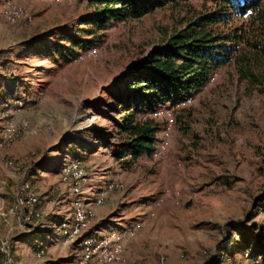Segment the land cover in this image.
Here are the masks:
<instances>
[{
    "label": "rangeland",
    "instance_id": "rangeland-1",
    "mask_svg": "<svg viewBox=\"0 0 264 264\" xmlns=\"http://www.w3.org/2000/svg\"><path fill=\"white\" fill-rule=\"evenodd\" d=\"M200 4H169L100 31L83 23L97 11L87 0H0V131L8 122L28 124L0 150V264H82L85 241L105 236L120 247V264H264L261 251L252 257L246 248L264 238V58L253 81L242 77L235 55L178 104L134 102L139 119L154 117L160 126L156 151L133 161L115 156L127 139L118 123L128 82L145 76L147 55L201 12ZM10 5L21 10L16 20L5 16ZM69 34L96 41L73 47ZM71 162L79 164V180L64 177L62 165ZM107 170L115 178L101 184ZM25 183L41 202L40 220L26 223L17 202ZM58 193L55 232L63 238L45 255L40 246L52 236L45 225L56 218L43 207ZM76 197L90 214L79 231L71 228ZM109 203V214L96 219L95 208ZM148 207L146 222L127 233L117 227ZM131 241L139 249L129 253Z\"/></svg>",
    "mask_w": 264,
    "mask_h": 264
},
{
    "label": "trees",
    "instance_id": "trees-1",
    "mask_svg": "<svg viewBox=\"0 0 264 264\" xmlns=\"http://www.w3.org/2000/svg\"><path fill=\"white\" fill-rule=\"evenodd\" d=\"M87 1L96 6L97 11L95 15L87 16L83 23L107 31L117 22L140 18L157 8L189 0ZM263 3L264 0H201V12L184 27L176 28L162 48L147 55L142 65H149L150 69L137 81H129L128 90L119 99L123 110L119 112L122 116L118 132L125 134L127 139L120 144L115 155L118 159L130 155L129 161H133L151 156L155 149L160 126L154 117L139 119L137 111L132 110L134 102L137 108L146 104L158 108L165 103L178 104L189 94L202 90L211 74L235 55L242 77L255 79L253 67L264 58ZM238 17H248V21L226 31L220 30V25L227 26ZM67 39L73 47L83 46L85 49L96 41L95 38L72 34L67 35ZM35 166L40 167V163ZM32 175L33 170L28 173V179ZM93 233L97 232L90 230L87 234ZM256 245L250 243L246 246L252 257L259 251L264 254V238L257 240ZM253 260L260 262V259Z\"/></svg>",
    "mask_w": 264,
    "mask_h": 264
},
{
    "label": "bare ground",
    "instance_id": "bare-ground-1",
    "mask_svg": "<svg viewBox=\"0 0 264 264\" xmlns=\"http://www.w3.org/2000/svg\"><path fill=\"white\" fill-rule=\"evenodd\" d=\"M21 10L15 5H10L5 11V16L8 20H16L20 17ZM28 128L27 122L14 123L8 122L4 125L0 131V150L12 145L20 136L21 133L25 132ZM63 166L64 177L69 174L76 180L80 179L81 172L79 171V164L76 162L66 163ZM112 190V186H109L101 195L108 193ZM21 195V201L17 202L21 210V216L30 217L28 222H33L41 216L39 206L41 204L39 196L32 190L29 183L23 184L18 192H23ZM75 188L74 192H77ZM101 197V196H100ZM73 207V224L71 228L74 227L76 231L86 228L90 222V214L87 208H85L84 203L81 199L75 198L72 202ZM25 223L27 221H24ZM69 225V219L62 220L60 226L66 228ZM109 240L105 237L100 239L94 238L85 241L83 244V255L80 261L82 264H120L122 255L120 247L108 246Z\"/></svg>",
    "mask_w": 264,
    "mask_h": 264
},
{
    "label": "crops",
    "instance_id": "crops-1",
    "mask_svg": "<svg viewBox=\"0 0 264 264\" xmlns=\"http://www.w3.org/2000/svg\"><path fill=\"white\" fill-rule=\"evenodd\" d=\"M98 177H102V180L99 179L100 182H102L101 184H103L106 180H109L110 178H115V177H113V175H112V173H111L110 170H107V171L103 172ZM49 195H51V194H49ZM56 196H54V197H56L55 200L52 199L54 201H51L50 204L48 203L46 206L43 207L44 213H46V210L48 208L49 211H47L46 214L47 215H50L51 214V215H53V218H56L54 220L49 221L45 225V228L49 229L51 231V233H52L51 234L52 236L51 237L48 236L49 239L48 240H45V241H42V245L40 246V247H42L43 246V243H44L45 247H42V248H45V251H46L45 252V255L48 254L52 249H54V247H56V245L59 244V242L63 238V236L61 234L55 232V222H56L57 217L59 215L58 209L61 207V205L59 203L60 202L59 199L61 198L60 197L61 194L58 193V194H56ZM110 208H111L110 203L96 207L95 208V214H96L95 218L96 219H100V218L103 219L105 216H107L109 214ZM147 218H150V207H148L146 209V211L143 212L142 216L140 215V217H138V218H127V219L126 218H121V220H119V222H117V227L120 228V229H122V230H125V231H121V232L127 233L131 228H133L134 226H136L135 225L136 223L133 226H131L134 222H136L138 220H144V222H146ZM128 227H130V228H128ZM1 228H4L3 231L1 229V231L3 232V234H1V235L3 237L4 233L8 231V227H7V225L6 226L3 225ZM38 232H40V231H38ZM45 242H46V244H45ZM2 245H3V247H6L7 246L6 242H2ZM136 249L138 250L139 249V246H135L134 242L131 241V243L129 244V247H128V250H129L128 252L131 253L132 250L134 251ZM0 250H1V248H0ZM78 253H79V249L75 248V252L73 254V258H74V261H76V262H77V260H75L76 257H77V259L79 258V254ZM40 258L41 259H44L43 257H40ZM51 260H54V259L53 258H47L46 259V262L47 263H50ZM124 264H127V263H124Z\"/></svg>",
    "mask_w": 264,
    "mask_h": 264
},
{
    "label": "built area",
    "instance_id": "built-area-1",
    "mask_svg": "<svg viewBox=\"0 0 264 264\" xmlns=\"http://www.w3.org/2000/svg\"><path fill=\"white\" fill-rule=\"evenodd\" d=\"M184 105H186V103L184 104ZM79 161V160H78ZM21 195H24V191L23 192H18L17 193V197H18V201H21ZM30 217H24V215H22V220L23 221H27L28 222V219H29ZM129 234H132V232H129ZM127 239H128V235H127Z\"/></svg>",
    "mask_w": 264,
    "mask_h": 264
}]
</instances>
